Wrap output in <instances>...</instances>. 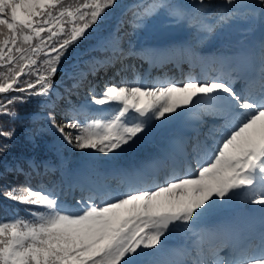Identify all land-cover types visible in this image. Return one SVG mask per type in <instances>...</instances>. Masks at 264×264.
Here are the masks:
<instances>
[{"label":"snow or ice","instance_id":"1","mask_svg":"<svg viewBox=\"0 0 264 264\" xmlns=\"http://www.w3.org/2000/svg\"><path fill=\"white\" fill-rule=\"evenodd\" d=\"M117 4L118 0H81L71 8L63 0H0V116L16 119L15 106L34 98L48 106L56 91L53 77L69 50ZM213 5L221 10L220 22L241 8L264 18V0H188L187 5L140 0L134 25L140 27L151 18L166 30L169 24L157 19L161 13L178 22L186 8L202 12ZM198 30L207 34L212 28L201 24ZM146 51L173 62V48ZM102 67L103 62L92 63L89 71L95 75ZM126 70H117L110 79ZM77 75L83 78L87 73L81 70ZM252 82L258 85L255 91L249 81L237 90L232 77L222 75L201 79L188 73L182 80L152 84L121 76L119 83L105 82L100 91L90 85V98L82 107L100 106L90 122L74 118L75 108L61 123L49 111L48 126L58 134L61 147L87 155L91 167L113 169L121 153L137 147L157 128L184 116L198 123L191 143L185 144L184 168L150 187L110 190L99 203L95 192L83 190L69 203L47 185L33 186L30 176L23 185L7 188L5 198L25 206L26 215L0 218V264H264V40L259 77ZM77 87L78 80L72 84ZM14 136V128L0 127V137L10 141ZM10 147L0 144V153ZM237 199L254 206L249 211L261 216L259 245L251 254L241 256L236 250L225 259L222 249L213 250L210 257L196 249L186 253L190 261L158 259L171 236L192 231L199 220Z\"/></svg>","mask_w":264,"mask_h":264},{"label":"trees","instance_id":"2","mask_svg":"<svg viewBox=\"0 0 264 264\" xmlns=\"http://www.w3.org/2000/svg\"><path fill=\"white\" fill-rule=\"evenodd\" d=\"M80 2L81 0H63V3L71 8H75ZM170 2L176 3V0H170ZM134 11H136V7L129 8L123 13L118 23L117 33H108L107 40L88 35L74 49L69 50V54L60 65L59 78L55 80L53 77L56 91L50 94L48 106L38 103L37 99L34 98L29 103L15 106L16 119L0 116V127L15 129V136L12 140L9 141L0 137V144H11L6 152L0 153V218L8 219L17 212L20 216L26 215L25 206L5 198L4 192L7 188L23 185L28 176L31 177L33 186L42 184L53 188L56 185V176L60 177L57 170L61 163L60 157L66 151V147L56 144L52 135L54 131L48 126L47 113L49 111L54 112L57 123H61L66 114L72 116L71 109L73 108L77 110L74 118L82 122L92 118L79 106L90 98L88 91L90 85L95 84L96 90L100 91L105 82H110V77H95L96 74L92 75L89 71V66L96 62H103L104 64L108 60L113 65L109 70V66L104 64L107 69L106 74L109 73V76L126 67L125 61L128 59L129 49L138 45V36L135 33L138 27L134 25ZM188 24L193 25V27L201 25V14H192L188 19ZM115 38L118 40L114 45ZM118 44H124L126 50L120 49ZM77 51L83 52L79 56H75ZM81 70L87 73L83 78L77 75ZM66 73H72L76 78L70 79ZM92 77L96 79L94 82H90ZM77 80L79 87L72 88V84ZM45 164L53 165L55 170L46 169ZM17 168H22L23 172L14 171Z\"/></svg>","mask_w":264,"mask_h":264},{"label":"rangeland","instance_id":"3","mask_svg":"<svg viewBox=\"0 0 264 264\" xmlns=\"http://www.w3.org/2000/svg\"><path fill=\"white\" fill-rule=\"evenodd\" d=\"M130 1L139 2V0H122L123 2L122 6L121 7L116 6L114 9L110 10L108 14L104 17V22L100 25L99 28L108 29L110 22H113V24L115 25L118 18L123 12V7L125 8L129 7ZM220 14H221V10L219 8H216L215 5H213V7L210 8L209 12L207 13V15H210V17L209 16L207 17L209 19L205 20V24L211 27H214V30L212 31L214 35H217L218 37H223L221 33L222 28L227 27L231 22L235 23L236 21L237 22H240V21L238 20L239 19L237 17L238 15H234L235 17H231L230 19L224 22H220L219 21ZM165 18H166L165 16L159 15L157 19L159 21L166 22ZM233 18L234 19L236 18V21ZM215 19L216 21L213 22V20ZM251 19H252V16L249 17L250 21ZM168 24H169V27L166 30H164V33L161 34V33L156 32L157 29H159V25L154 23L151 18L144 21V23L142 24V28H140L138 31L139 37L143 39V42L141 43V46H140L141 48L140 49L141 54H139L140 60H138V58L137 59L134 58L133 62H130V63L128 62L126 65L127 70L124 71L123 74L121 73V76L126 77L129 81H133L136 77H139L140 82L145 83V84H152V83H155L156 81L167 79V78H174L176 80H182L184 76L187 75L188 73H191L192 75H195L203 79L200 74L202 67L199 66V64L204 63L206 58L201 57L199 55H201V51H202L201 47L204 45V43L207 41V38L210 35L204 36V37L199 36L198 39L200 40L201 43L194 44L193 42L190 41L188 37L192 31L191 29H189L188 27H186V29L185 28L182 29L178 22L172 21L171 23H168ZM219 26L220 28L217 29ZM99 28H97L96 30H99ZM203 32H204L203 30H200V33L198 35H200ZM100 34H101V31L97 33V35H100ZM158 40H160V42H157ZM173 43L174 45L175 44L180 45L181 48L184 47V49L186 50V52L184 50L175 51L173 54V62H166L167 61L166 59L159 57V56H150L149 58L148 54L145 53L143 50V49H146V50L148 49H168ZM212 46H216V47L210 49L209 55H212L213 52L215 51L216 52L219 51L222 57L220 59H212L213 57H210L208 58V60L211 59L212 63L217 64L215 66H219L222 63H224L222 62V59L224 58L223 53H226L227 50L219 49L216 43L213 44ZM185 61L188 62L187 65H184ZM191 64H193L194 66L193 65L190 66ZM180 66L182 68L179 69ZM110 67H113V65H111ZM159 67H161L163 70H166L165 72H167V74L165 75L164 72L161 73L158 69ZM179 71L182 75L179 74L180 76L178 77L177 73ZM217 72L218 71H215V74H217ZM121 76H116L115 80H111V81L113 83H115L116 81L120 82ZM95 77L104 78V77H110V76L99 70L96 73ZM95 77H92L90 82L94 81ZM99 107L100 106L92 105L90 106V108L81 107V109L83 111H86V113L91 114L93 118V116L95 115V109H98ZM162 127H159L156 130H154L153 133L145 140L147 141L146 142L147 144L142 145V143H140L134 149L126 150L123 153H121L117 161V166L121 169V172H120V175L117 176V178L107 177L106 175L107 172H105L104 170L105 165L103 167L101 166L91 167L90 165L92 161L89 159L87 155L82 154L74 149L67 148L65 154H61V157H60L61 164H62L61 170L63 172V175H65L66 177L65 179L67 180L70 179L71 181V179L73 178L75 181H73L72 183L66 181L64 183L63 180L62 182H59V180H57L56 185L53 187V189H55L58 193H60L61 199H64L67 202L71 203L73 201V197L80 196L82 194L81 189L86 188V185L83 184V181L96 186L95 180L98 178V181L101 184V189H97L101 194L96 195L97 202L99 203L101 201V198L104 196V194L110 190L126 191L130 188L135 189L137 185H138L137 186L138 188H147V187L152 186L153 183H156L155 181H153V175L152 177H148L147 175L149 173L153 174L156 170L155 168L160 169V171L156 174L157 176H159L160 179L163 176L162 174H169V173L172 174L174 170L172 162L166 163V164L161 163L159 154L162 151L157 149V144L156 143L150 144V139H152L154 135L158 136V133H159L158 129ZM52 135L54 138L56 139L58 138V135L55 134L54 132H52ZM136 150H141L143 151V153L138 154L137 155L138 157H137L134 155V151ZM95 155L100 156V154H95ZM144 155H146L148 159L155 158L157 164L149 165V167H148V164H145L146 166H144V168L142 169V172L139 171L138 173H135V174L131 173V168H137L139 166L136 164V162H132L131 163L132 165L128 168L127 164H129L135 158L139 159L140 156H144ZM44 166L46 168L53 169V167L50 164H45ZM182 167H184V164L182 165ZM182 167H177L178 169L176 170H181L180 168ZM193 168H195V163H194ZM85 169H90L91 171L89 173H86ZM144 170L145 171L149 170L150 172H147L146 174H144L145 173ZM100 173L102 177L99 175ZM63 175L61 178H63ZM76 187H81V188H76ZM234 202H242V200L237 199V200H234L232 203ZM199 221L197 222L196 225L193 226L192 231L190 232L181 231L177 233L181 235V236L179 235L180 237L187 239V241L193 244L195 246V250L201 248L205 252L204 247L206 244H209V242L208 241L206 242L205 240V242L203 241V243H197V241L195 240L196 237L199 235L198 234L200 230L199 225L202 226V224H199L200 223ZM222 227L223 226L217 227L215 230L211 231V233L214 234L215 231H217L216 233L222 232L223 230ZM205 239L213 241V238L211 236H208ZM170 247H173L174 255H171L169 252L165 251L158 257V259L164 260V261H169V260L181 261L180 255H182V252H180V250H177L176 248L174 249V246H170Z\"/></svg>","mask_w":264,"mask_h":264},{"label":"bare ground","instance_id":"4","mask_svg":"<svg viewBox=\"0 0 264 264\" xmlns=\"http://www.w3.org/2000/svg\"><path fill=\"white\" fill-rule=\"evenodd\" d=\"M236 46H239V41H235ZM174 46V47H173ZM170 48L174 49L175 51H180V50H184L186 52V50L184 49V47H180V45L178 44H171ZM201 57L204 58H208L206 56H202L199 55ZM213 57L212 59H220L221 55L219 53V51H215L213 52L212 55H209V58ZM211 60V59H209ZM185 122H188L189 124L186 125V127L192 125L193 123L197 122L195 120V118L193 116H186L185 120H180V118L173 120V125L170 129H167V127L162 130L161 134H170L171 132L174 131V129L179 128L180 126H182ZM175 148L178 149V145H175ZM142 161L141 162H136V164L139 166L137 168L131 169V173L135 174L138 173L141 168L145 165V164H154L153 159H148L147 157H141L140 158ZM159 172V170H155L154 172V176H153V181H155L156 183L161 182L162 180H164L166 177H168L169 174H162V178L160 179L159 176H157L156 174ZM160 179V180H159ZM251 208H253L254 206L250 205L249 206ZM249 209H246L245 211H241V212H232V211H225V209L219 213H216L212 216L209 217H205V220L208 221H213L214 223H216V220H220L221 221V226L222 227V232H219L217 235L211 233V230H213L212 228H209L210 226H208L207 223H205V221L202 219L200 220L199 224H207L206 226H200V230H199V235L196 237V241L197 243H203V241L206 242L208 241L209 243H211L212 240H207L205 239L208 236H214L215 238L217 237V239L221 236H225L226 238L230 239H234L235 237L238 236V234L241 232H244L245 230H255L258 228V226L260 224H262V220H261V216L259 211H249ZM217 228V227H216ZM241 233L239 235H241ZM245 234H248V232H244ZM208 234V235H207ZM219 235V236H218ZM203 238V239H202ZM216 242V241H215ZM214 242V243H215ZM206 244V243H205ZM166 251L169 252L171 255H174L173 252V247L170 246H174V249L176 248L177 250H180V252H182L183 250L181 248L176 247L174 244L172 243H167L166 244ZM207 245V244H206ZM209 246V245H207ZM209 251H211V248L209 249ZM247 255L246 253H241V256Z\"/></svg>","mask_w":264,"mask_h":264},{"label":"water","instance_id":"5","mask_svg":"<svg viewBox=\"0 0 264 264\" xmlns=\"http://www.w3.org/2000/svg\"><path fill=\"white\" fill-rule=\"evenodd\" d=\"M58 74H56L55 78H57Z\"/></svg>","mask_w":264,"mask_h":264}]
</instances>
